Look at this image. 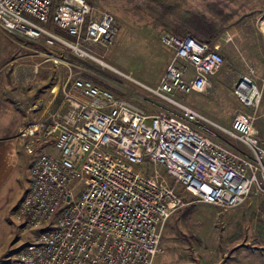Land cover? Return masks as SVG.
<instances>
[{"label":"built area","instance_id":"obj_1","mask_svg":"<svg viewBox=\"0 0 264 264\" xmlns=\"http://www.w3.org/2000/svg\"><path fill=\"white\" fill-rule=\"evenodd\" d=\"M0 31L91 57L82 46L109 47L119 27L110 11L86 0H0ZM160 40L172 50L160 80H132L167 107L152 102L154 112L146 111L70 74L57 85L61 100L53 111L34 106L18 130L35 159L15 218L22 231L37 233L2 264H156L166 221L189 203L175 185L221 208L241 204L252 190L264 194V140L254 117L239 111L224 127L176 97L205 92L223 55L190 34ZM246 78L234 94L255 107L260 92L251 85L244 93ZM147 164L163 167L174 184L147 173Z\"/></svg>","mask_w":264,"mask_h":264},{"label":"rangeland","instance_id":"obj_2","mask_svg":"<svg viewBox=\"0 0 264 264\" xmlns=\"http://www.w3.org/2000/svg\"><path fill=\"white\" fill-rule=\"evenodd\" d=\"M86 1L110 11L119 27L109 47L82 46L97 59L59 43L47 45L41 38L25 39L0 31V264L37 233L22 231L15 218L35 159V154L23 149L18 130L34 115L35 105L50 112L58 106L57 85L69 74L89 78L146 111L154 112L152 102L167 107L132 79L157 84L172 57L161 35H182L201 22L205 25L196 39H211L212 49L224 57L221 69L231 67L230 73L246 75L260 92L259 103L247 106L236 97L234 74H228L233 77L220 85L216 99L208 88L203 93L177 94V99L228 128L236 112L250 113L256 134L264 138V0ZM50 52L58 57L56 62ZM201 124L224 137L210 123ZM144 168L167 185L174 184L163 167L147 164ZM174 187L189 203L166 221L156 264H264V194L252 190L241 204L221 208L195 200L179 185Z\"/></svg>","mask_w":264,"mask_h":264},{"label":"crops","instance_id":"obj_3","mask_svg":"<svg viewBox=\"0 0 264 264\" xmlns=\"http://www.w3.org/2000/svg\"><path fill=\"white\" fill-rule=\"evenodd\" d=\"M231 32V31H230ZM226 35L231 38V35L228 33H226ZM231 69V67H223L222 69H220L216 74L212 75L210 77L209 80V84L207 86L208 88V93L211 94V96L213 98H218V91L220 89V85H222V83H225V80H227L228 78L231 79V77H233L232 75H228V74H234V79L236 78L237 82L236 84H238L241 81V78H243L246 75L243 76H239V74H235V73H230L229 70ZM227 75V77H225ZM144 83V82H143ZM162 106V105H161ZM260 139L264 140V138Z\"/></svg>","mask_w":264,"mask_h":264},{"label":"bare ground","instance_id":"obj_4","mask_svg":"<svg viewBox=\"0 0 264 264\" xmlns=\"http://www.w3.org/2000/svg\"><path fill=\"white\" fill-rule=\"evenodd\" d=\"M84 54V53H82ZM93 57V56H92ZM91 57V58H92ZM95 57H93L94 59ZM97 59V58H95ZM100 64H102L103 66H106V67H110L111 69L117 71L115 68H113L112 66L108 65L107 63L103 62V61H100V60H97ZM118 72V71H117ZM243 85H242V89H244V93H245V89H247L249 86L253 85L255 86L251 81H249V78H246L245 80L242 81Z\"/></svg>","mask_w":264,"mask_h":264},{"label":"trees","instance_id":"obj_5","mask_svg":"<svg viewBox=\"0 0 264 264\" xmlns=\"http://www.w3.org/2000/svg\"><path fill=\"white\" fill-rule=\"evenodd\" d=\"M204 23H201V22H199L198 23V25L197 26H195V28H193V31L191 30V31H189V32H191V33H184V34H182V35H185V34H190V35H192L193 37L195 36V38H196V35H197V32H199V30L201 29V30H203V28H204ZM211 39H209L208 41H206V42H208L209 44H210V41Z\"/></svg>","mask_w":264,"mask_h":264}]
</instances>
